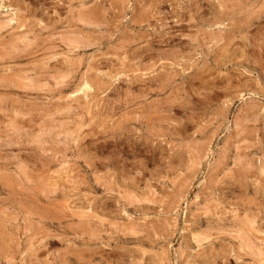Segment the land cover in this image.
Here are the masks:
<instances>
[{
  "label": "rangeland",
  "instance_id": "1",
  "mask_svg": "<svg viewBox=\"0 0 264 264\" xmlns=\"http://www.w3.org/2000/svg\"><path fill=\"white\" fill-rule=\"evenodd\" d=\"M0 264H264V0H0Z\"/></svg>",
  "mask_w": 264,
  "mask_h": 264
},
{
  "label": "bare ground",
  "instance_id": "2",
  "mask_svg": "<svg viewBox=\"0 0 264 264\" xmlns=\"http://www.w3.org/2000/svg\"><path fill=\"white\" fill-rule=\"evenodd\" d=\"M206 4V3H205ZM179 18V17H178ZM28 21V20H27ZM79 21V20H78ZM21 25H22V22L20 23ZM77 34V33H76ZM75 38V37H74ZM163 40V39H162ZM154 43V42H153ZM147 53V52H146ZM96 70V69H95ZM120 77V76H119ZM84 81V80H83ZM97 83V82H96ZM107 84V83H106ZM99 85V84H98ZM84 87H85V89L88 87H90L89 85H87L86 83H84ZM87 90V89H86ZM77 91V90H76ZM136 143V142H135ZM236 174V173H235ZM96 180V179H95ZM49 181V180H48ZM47 181V182H48ZM61 182V181H60ZM62 183V182H61ZM52 184H53V182H52ZM50 185V184H49ZM57 185H58V183H57ZM60 186V185H59ZM59 189V188H58ZM262 190V189H261ZM247 216V215H246ZM249 221V220H248ZM246 222V221H245ZM197 236V235H196ZM71 253V252H70ZM253 253V252H252ZM74 254V253H73ZM79 255V254H78Z\"/></svg>",
  "mask_w": 264,
  "mask_h": 264
}]
</instances>
